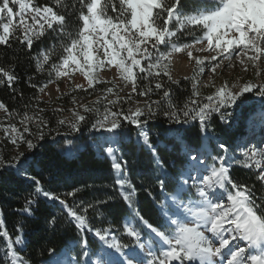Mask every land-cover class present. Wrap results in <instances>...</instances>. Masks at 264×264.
Instances as JSON below:
<instances>
[{
  "label": "snow or ice",
  "instance_id": "1",
  "mask_svg": "<svg viewBox=\"0 0 264 264\" xmlns=\"http://www.w3.org/2000/svg\"><path fill=\"white\" fill-rule=\"evenodd\" d=\"M52 3L59 11L48 5L40 6L35 0H0V45H8L10 39H16L31 49L34 40L50 32L56 43L34 58L38 71H43L50 58L58 55V62L49 66V76L54 75L56 79L68 77L71 80L79 73L87 81V86L93 87L104 82L100 72L105 67H114L125 86L131 85L129 97L137 92L138 81L147 82L140 95L147 96L153 92V79L157 81V93L164 90L160 100L145 102L147 114L140 107L130 108L126 115L108 109L102 119L92 125L96 130L103 129L111 134H102L94 143L101 155L106 154L110 158L116 174L115 185L132 213L131 217L124 219V231L132 239L131 243L123 244L114 237L110 239L109 230L94 228L90 224L89 209L95 215L103 216L100 206L107 204L112 197L87 204L74 200L70 206L56 193L41 188L35 177H30L37 185L35 193L18 211L31 216L37 196L58 201L78 236L70 247L81 249L78 255L88 257L86 264H264V141L260 147L252 145L241 149V158H237L236 153L230 152L228 145L219 142L220 138L210 131L213 114L218 113L219 119L227 123L232 117L228 109L238 106V102L246 103L242 99L246 93L264 98V83L248 81L233 91L236 85L230 87L225 82L205 98L207 103H203L196 99L200 92L193 77L191 95L181 104L174 94H170L171 88H165L159 80L163 74L172 81V57L180 52H186L195 60L198 72H203L200 66L205 60L217 61L220 57L231 60L235 56L245 71L248 70L247 62H251L259 76V65L264 57V0H190L187 11L181 0H52ZM197 30L201 35L191 43L177 42L178 34L194 35ZM17 31L21 35L17 36ZM193 49L208 55L193 57ZM219 66V63L213 65L211 71L215 73ZM0 73L6 77L8 85L17 79L4 68H0ZM2 83H5L4 79H0ZM46 87L45 84L40 91ZM76 87L84 88V85L77 84ZM106 91L112 93L113 89ZM120 99L117 97V100L108 102L115 105ZM83 107L88 112L98 111L86 105ZM0 109L7 111L3 103H0ZM156 110H162L170 124L180 125L175 129L178 133L175 139L188 159L185 161L187 167L179 176H172L165 168L158 152L161 142L157 140L153 144L151 140L147 124L156 115ZM121 115L123 121L137 129L135 144L145 149L160 169L156 182L160 189L165 190L166 197L159 204L164 217L162 225L145 220L134 207L136 189L126 168L117 160L125 139L132 140L123 131ZM145 116L147 118L141 119ZM74 117L75 120L69 122L70 130L79 132L80 123L86 118L79 112H74ZM33 119L24 114L21 119L25 125L23 132L15 125L5 128L6 132L15 133V136H9L13 144L23 142L28 149L36 147L24 136L25 132H30L27 123ZM37 119L43 123L42 118ZM59 123L64 124L65 121ZM189 129H196L193 135L201 142L218 141L217 147L223 154L211 156V165H205L203 161L207 155L199 146L185 140L184 133ZM38 139H44L43 132H39ZM68 143L70 147L66 154L71 155V141ZM20 156L14 157L12 162L0 158V169L19 164ZM127 163L123 161L124 165ZM233 165L258 170L256 180L260 182V188L254 191L255 185L237 183L230 175ZM171 185L174 188L169 194L166 188ZM79 191L81 189H75L66 195L75 197ZM134 221L139 222V228L133 226ZM47 223L55 230L54 217ZM17 231L12 239L4 230L0 210V238L5 239L7 264H30L15 250L14 245L25 243L23 235L19 234L22 228ZM86 233L97 237L105 249L94 262L92 256L97 253L88 251L90 245ZM49 251L53 254L51 264H84L70 256L56 259L55 249Z\"/></svg>",
  "mask_w": 264,
  "mask_h": 264
},
{
  "label": "trees",
  "instance_id": "2",
  "mask_svg": "<svg viewBox=\"0 0 264 264\" xmlns=\"http://www.w3.org/2000/svg\"><path fill=\"white\" fill-rule=\"evenodd\" d=\"M40 6L48 5L54 10L59 9L52 3V0H35ZM190 0H181L185 5V10H189L187 5ZM17 36L21 35L19 31ZM186 38L185 40H188ZM56 43L51 33H46L39 40H34L31 49L26 44H20L16 39H10L8 45H0V68L11 71L17 79L8 85L6 77L0 73V79L5 83L0 84V103H3L7 109H0V158L4 161L12 162L14 157L20 156V163H13L11 166H5L0 169V210L6 230L12 239L18 234V228H22L25 239L24 244L14 245L17 253L30 264H45L53 259V254L49 249H55L58 257L64 249L70 248L75 239H78L76 230L67 220V213L58 201H51L40 196L36 197V204L32 206L33 214L31 216L19 212L25 205L26 199H32L36 189L35 181L30 177H35L40 182V187L46 191L56 193L64 199L68 205H72L74 200L84 201L85 204L96 199L112 197L107 204L101 205L104 212L103 216L95 215L92 209H89L88 216L90 224L94 228L121 230L124 219L129 215V208L126 202L120 197L118 186L115 185V173L111 166V160L107 155H101L94 143L95 137L92 125L100 119V115L108 109H113L117 113L128 114L133 100L152 103L160 100L163 90L159 93L155 90V79L151 81L153 92L150 95H140L144 91L146 81H138L137 92L132 95V101L120 99L115 105L109 103L110 100H117L120 97L115 82H101L94 84L93 87L85 89L71 88L68 92L60 95L55 102H46L41 96L43 92L55 82V76H49V66L53 62H58V55H53L49 62L44 65L43 71H38L36 60L34 59L41 51L47 50L52 44ZM161 50L164 48L161 46ZM203 72L197 71V65L194 61L192 74L187 79L175 81L168 80L167 76L161 74L159 78L165 88H171L174 98L181 104L191 95L193 77L197 82V88L200 96L198 101L206 103L207 90L202 88L200 82L211 69V61L205 60ZM173 69L171 64L170 74ZM256 83V82H254ZM44 88L41 92L40 89ZM112 88L113 92L106 90ZM255 91V90H254ZM251 94L252 97H260ZM261 99H264L260 97ZM82 101L84 106L97 109L98 111L88 112L85 108L78 107V102ZM75 107V109H74ZM74 109V110H73ZM42 110V111H41ZM255 110L246 111L236 130L227 128L219 119L213 115L211 132H214L219 138V142H224L229 148L233 146L235 140L242 136L247 123L248 116ZM79 112L85 116V121L80 123V131L70 130L68 114L70 112ZM147 114V108L144 110ZM34 117L27 123L30 132H25L24 136L32 140L36 147L28 149L27 144L18 142L13 144L9 136H15V133L6 132L5 128L15 125L16 128L24 131L25 125L21 123L24 114ZM37 118H42L43 123H39ZM141 117V119H145ZM125 135H130L132 140L125 139L120 146V153L123 161H128L125 165L127 174L131 183L136 189L137 209L139 214L145 220L160 225L161 213L159 204L163 202L165 190L160 189L156 182V177L160 175V169L156 167L150 154L135 144L137 129L127 121H123L120 116ZM64 120V124L59 121ZM39 125V127H38ZM187 127V126H185ZM147 128L150 131V137L155 144L157 140L161 142L158 149L163 160L165 168L172 176H179L187 165L188 159L182 150V146L176 143L178 133L175 129L180 125L170 124L162 110H156V115L148 121ZM119 131V130H118ZM196 129H189L184 133L188 144L199 146L207 155H222L223 152L217 147L218 141L201 142L193 133ZM237 131H239L237 133ZM39 132L44 133V139H38ZM71 141L72 154H66V149L70 147ZM167 146V147H165ZM25 161H27L25 163ZM21 165H24L22 168ZM25 174H21V173ZM257 171L233 165L230 170L231 177L237 182L245 185H255L256 191L260 188V182L256 180ZM173 186H167L166 191L171 194ZM75 189H81L76 196L66 195ZM150 193V195H149ZM257 191V195H259ZM259 203V201H257ZM56 219L55 230L47 223L52 218ZM90 246L97 245L92 237H87ZM6 244L5 239L0 238V264H7L5 257Z\"/></svg>",
  "mask_w": 264,
  "mask_h": 264
},
{
  "label": "rangeland",
  "instance_id": "3",
  "mask_svg": "<svg viewBox=\"0 0 264 264\" xmlns=\"http://www.w3.org/2000/svg\"><path fill=\"white\" fill-rule=\"evenodd\" d=\"M200 35H201V32L199 30H197L194 33V35L178 34L179 39L177 42L180 44L191 43L197 36H200ZM185 36L186 38H189V39L185 40ZM196 47H200V45H197ZM207 55H208L207 52H197L195 49H193V57H203ZM194 61H195L194 59L189 58L187 56L186 52L175 53L172 57V66H173V69L171 71L172 78L175 81H179L181 79L190 77L192 74L193 67H194ZM217 63H219L220 66L217 68L216 72L213 73L210 69L207 72V74L204 76V78L202 79L199 85L205 90H207L208 92L207 96L212 95L216 91V89L219 88L221 85H223L225 82L230 87L232 85H236V87L233 88V91L238 90L240 85L248 81L256 82L257 84L264 83V57L261 58V62L259 65V69H260L259 76L256 75L257 69L252 67L251 62H247L248 70L245 71L243 66L239 63V61L236 59L235 56H233L231 60H225L223 59V57H220L218 58L217 61H211V67ZM100 76L104 78V82L106 83H109V82L116 83L117 89L118 91H120V98L122 100L132 101V95H134L135 93H131L130 97L128 96L131 90V85L128 84L127 87L125 86V82L119 78L117 70L114 67L112 68L105 67V69L100 72ZM77 84H83L84 88H77L76 87ZM71 88L81 89V90L88 88L87 81L79 73H76L75 75H73L71 80H69L68 77H63L60 79L55 78V82L51 84L43 92L41 98L46 102H55V100L60 95L68 92ZM242 99H245L247 102L244 104H239L238 102V106H234L233 108L228 109V111L232 112V117L227 123L220 120L227 128L236 130L238 123L240 122V119L242 118L243 114L249 109L255 108V110L251 113V115L248 116L246 127L244 131H242V136L238 137L235 140V143H233V146L229 148L230 152L236 153L237 158H241L240 156L241 149L251 147L252 145H256L257 147H260L261 142L264 141V103H262V100L264 99H261L260 97L258 98L252 97L251 94L249 93H246L245 97H243ZM206 103H207V100H206ZM84 104L85 103H83L82 101H79L77 108L81 109L84 106ZM131 106L133 110L136 107H140L141 109L146 110V106L143 101L133 100V103H131ZM110 110L112 112H115L113 109H110ZM221 111L223 112L224 109H221ZM103 114L104 113L100 115V119H102ZM213 115H216L219 117L218 113H214ZM68 116L69 117L67 118L69 122H72L75 120L73 111L70 112ZM238 132L239 131H237V133ZM93 133H94L95 138L100 137L102 134L105 136L111 135L110 133H107L103 129L96 130L93 128ZM117 160L118 162L122 163V167L126 168L118 155H117ZM203 163L205 165H211L212 161L211 159L206 158L204 159ZM253 170L258 172V170L254 168ZM113 171L115 173L114 169ZM115 177H116V174H115ZM165 199L166 198H164L163 201H165ZM134 207L137 208V197L136 196L134 198ZM131 216H132V213L129 209V215L127 217H131ZM160 222H161L160 225L164 223V217L162 216V214H161ZM133 226L139 228V222L134 221ZM107 230H109L110 239L114 237L117 241L123 244H129L132 242V239L128 237L124 231V222L121 226L120 231H117L111 228H108ZM206 235L208 234L206 233ZM89 236L94 238L97 243V245L95 244L94 246H90V248L88 249L89 252L97 253L96 256H92V260L94 262L98 258V256L103 253L105 249L97 237H95L92 233H86V238ZM80 251H81L80 248L70 247L67 249V252L64 249L63 250L64 253L62 252L58 257H55V258L56 259H66L67 256H70L72 260L80 259L82 262H84V264H86L88 257L78 255ZM51 261L45 264H51Z\"/></svg>",
  "mask_w": 264,
  "mask_h": 264
}]
</instances>
